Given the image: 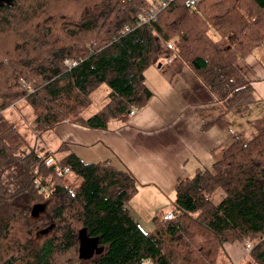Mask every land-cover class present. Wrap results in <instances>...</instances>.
<instances>
[{
    "label": "trees",
    "instance_id": "trees-1",
    "mask_svg": "<svg viewBox=\"0 0 264 264\" xmlns=\"http://www.w3.org/2000/svg\"><path fill=\"white\" fill-rule=\"evenodd\" d=\"M183 1L145 23L136 16L156 0L0 2V264H215L225 244L248 241L247 254L264 264V117L252 139L235 140L210 170L178 179L173 218H154L142 231L125 211L136 183L117 160L84 163L63 142L30 148L2 116L24 101L35 138L64 122L104 129L124 121L149 100L143 73L170 43L219 104L212 123L222 127L223 115L251 95L235 62L264 42V0H195L193 10ZM100 85L106 102L81 118ZM80 244L101 251L84 258Z\"/></svg>",
    "mask_w": 264,
    "mask_h": 264
},
{
    "label": "crops",
    "instance_id": "crops-1",
    "mask_svg": "<svg viewBox=\"0 0 264 264\" xmlns=\"http://www.w3.org/2000/svg\"><path fill=\"white\" fill-rule=\"evenodd\" d=\"M235 66L250 82L251 95L223 115L222 127L212 123L222 114L219 104L171 51L163 49L143 73L151 96L141 109L124 121H108L104 129L61 123L54 127V144L67 143L69 151L84 163L117 160L121 165L115 166L127 170L136 183L125 211L139 228L150 230L152 219L172 211L173 186L178 179L190 177L197 169L210 170L228 146L242 140L241 109L251 126L264 117V42L239 57ZM212 195L214 201L221 198L216 191ZM240 247L225 244L221 255L225 262L238 264ZM242 250V256L247 254L244 247Z\"/></svg>",
    "mask_w": 264,
    "mask_h": 264
},
{
    "label": "rangeland",
    "instance_id": "rangeland-1",
    "mask_svg": "<svg viewBox=\"0 0 264 264\" xmlns=\"http://www.w3.org/2000/svg\"><path fill=\"white\" fill-rule=\"evenodd\" d=\"M145 1L151 4L153 0H145ZM208 34L213 40L218 39V35L216 34L214 30L209 29ZM106 94H107V87L105 85H100L99 87H97L89 96V100H90L89 106L80 113V116L83 118L89 117L92 114H94L96 111H98L103 106V104L106 102V99H105ZM245 112L246 111H243L241 109L238 113L239 118L243 120V122L241 123V125L243 124L242 128L244 129V136L241 140V142L243 143H246L250 139H252L256 133L255 129L252 127L253 125L251 126L248 120L244 119V116H246ZM2 116L7 122L12 123L15 126L16 130L22 135V137L26 141L28 147L30 148L34 147L36 150H38L40 148H43L44 147L43 145L46 144V146L48 145V149H47L48 151H53L54 149H56L57 144H54L56 135L55 133H53L54 132L53 130L56 127L53 128L52 131L43 133L40 138H35L29 127L30 122L33 118V115L31 113L30 108L25 105L24 101H19L13 104L12 106L5 108L2 111ZM249 133H252V134H249ZM67 176L71 177L72 175L70 174ZM216 192L218 194H221V197H222V193L219 190H216ZM212 194L209 197L212 201H214L213 196L215 195H212ZM217 201H214V202H217ZM142 216L143 214H140L139 219L141 223H143L142 225H144ZM140 229L142 231L148 230V228H145V226H142V228ZM232 244H234V246H237L238 244H240L241 247L243 246V244L239 242H235ZM242 248H241V252H242L241 256L238 254V257L241 258L238 264H255L248 254H245L244 256H242L244 254ZM224 263H227V262H225V259H223L221 255H219L215 264H224ZM229 263L230 262H228L227 264Z\"/></svg>",
    "mask_w": 264,
    "mask_h": 264
},
{
    "label": "built area",
    "instance_id": "built-area-1",
    "mask_svg": "<svg viewBox=\"0 0 264 264\" xmlns=\"http://www.w3.org/2000/svg\"><path fill=\"white\" fill-rule=\"evenodd\" d=\"M174 0H156V4L153 5L152 7L144 10L143 12L139 13L137 16H136V22L137 23H145V22H149L151 20H153L155 18V15L157 14V11H158V8H164L168 3L170 2H173ZM195 3L196 1L195 0H184L183 1V7L187 10H193L194 6H195ZM165 48L168 50V51H172V45L170 43H167ZM166 62H169V59L166 58L165 60ZM67 65L71 64L72 66L74 65V62L73 63H70V62H65ZM129 116H132L133 115V110L130 111L128 113ZM50 160H48L46 162V164L49 162ZM162 220L163 221H168V220H171L173 218V214L171 212H167L165 214L162 215ZM251 248V245L247 242L245 243V246H244V250L246 252H248Z\"/></svg>",
    "mask_w": 264,
    "mask_h": 264
},
{
    "label": "water",
    "instance_id": "water-1",
    "mask_svg": "<svg viewBox=\"0 0 264 264\" xmlns=\"http://www.w3.org/2000/svg\"><path fill=\"white\" fill-rule=\"evenodd\" d=\"M0 2H6V0H0ZM81 247H82V244L79 245V251H81L82 256L84 258L91 256L93 254V250H94V253L101 251V249L97 248L96 245H93L90 249L83 248L81 250Z\"/></svg>",
    "mask_w": 264,
    "mask_h": 264
},
{
    "label": "flooded vegetation",
    "instance_id": "flooded-vegetation-1",
    "mask_svg": "<svg viewBox=\"0 0 264 264\" xmlns=\"http://www.w3.org/2000/svg\"><path fill=\"white\" fill-rule=\"evenodd\" d=\"M93 253H94V250H93Z\"/></svg>",
    "mask_w": 264,
    "mask_h": 264
}]
</instances>
